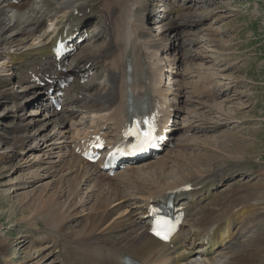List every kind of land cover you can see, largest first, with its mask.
Wrapping results in <instances>:
<instances>
[{
    "label": "rangeland",
    "instance_id": "obj_1",
    "mask_svg": "<svg viewBox=\"0 0 264 264\" xmlns=\"http://www.w3.org/2000/svg\"><path fill=\"white\" fill-rule=\"evenodd\" d=\"M154 2L156 0H151L148 4L150 12L158 9V4ZM185 2L186 0H181L182 5ZM183 9L180 13L187 15L183 19H179L178 14L174 13L159 25L152 21L146 24L147 32L158 42L163 36L170 47L171 44L179 47L177 51L171 47L166 56L160 57L168 66L170 60H179L173 67L175 84H170L171 88L167 84V90L168 93H173H170L171 101L174 97L178 100V112L175 115L180 124L177 125L178 133L173 141V148L183 151L179 162H170L165 168V174L172 176L176 169L184 167L188 161L191 162L204 152L227 170L235 169L236 164L241 167L247 165L245 174L229 178L230 181L220 187V193L235 188L236 192L244 191L243 194H252L254 198L261 197L263 192L264 200V0H198L196 4H190L191 11ZM160 15L162 18V13ZM172 20L179 22V26L166 30L163 26ZM94 21L93 32L101 34L100 39L95 37L92 46H85L84 51L102 55L105 52L102 48L106 46L102 43H108L109 37L99 32L103 22L98 21V17ZM19 38L24 40L25 36ZM1 61L0 57V75L17 78L21 72L14 70L13 73L10 71L11 67L5 69L1 66ZM105 66L106 63H103L98 69L93 68L90 76L81 83H90L88 92L92 96L98 97L105 92L96 83L101 79ZM18 82L12 80L5 90L12 91L20 100L0 104V264H32L29 260L37 253H44L45 248H51L53 253L37 264H67L69 248H64L65 254H62L60 239H65L66 247L73 246L72 231H76L83 222L86 224L85 220L96 207L98 198H102L107 181L97 185L96 180L91 181L87 177L84 179L83 173L78 174L79 181L83 182L70 199L76 207L73 218L66 221L64 230H52L45 225L43 212L37 215L36 220H30L36 216L35 212L42 199L55 201L59 195H63L60 199L63 202L71 194L68 180H73L74 174L68 167L73 159L69 150L63 147L67 145L65 141L79 139L82 134L78 132L92 123V113L89 110L94 107L95 100L93 105L90 99L85 103L64 105L61 111L58 110V117L54 118L49 111L43 110L41 113V109L37 107L40 103H22L25 92H28L25 89L28 84ZM170 82L171 79L168 83ZM211 88L217 92L214 98H205L204 94H200L203 104L199 105V95L196 96V93ZM39 92L43 93L41 90ZM31 120L37 124L31 123L33 127L28 129ZM26 128L28 132L24 133ZM38 129L42 131L40 136L46 134L47 138L34 139L33 136L38 135ZM106 132L111 133L110 129H106ZM24 135L30 137L25 145L20 142V137ZM64 136L66 139H61ZM234 146H237V151ZM177 154L174 153V156ZM231 156H236L237 159ZM217 168L216 164L215 172L218 171ZM220 175L217 172L213 176ZM126 190L132 197V189L126 187ZM134 198L135 196L130 198L131 201L124 202L125 209L128 205L136 208ZM250 201L252 205L254 200ZM119 204V201L113 203L111 210L117 211ZM127 210L130 209L127 207ZM116 211L107 215L108 221L101 230L96 231L95 236H100L107 228L109 233L113 224L115 228L110 234L117 236L116 231L121 228L124 218L118 214L122 210ZM250 212L235 227L238 236L233 242H236V247L264 245V211ZM197 217H194L195 220ZM49 230L54 231L57 236ZM184 230L189 233L188 226ZM256 238L260 240V246L251 242Z\"/></svg>",
    "mask_w": 264,
    "mask_h": 264
},
{
    "label": "bare ground",
    "instance_id": "obj_2",
    "mask_svg": "<svg viewBox=\"0 0 264 264\" xmlns=\"http://www.w3.org/2000/svg\"><path fill=\"white\" fill-rule=\"evenodd\" d=\"M149 2L150 0H22L18 4H14L6 0H0L1 66L3 65L5 69L17 67L25 73L17 77L19 83L23 81H26L27 84L29 83L28 87H25L28 92H25L22 103L24 101H27V103L36 102L39 97L42 98V94L38 93L40 89L38 83H46L45 79L48 75L66 76L64 73H57L48 44L63 28L67 29L72 26V21H75V19L77 22H83L86 19L90 20L87 15L93 14L103 22L102 31L100 32L108 35L109 42L102 43L106 44L102 48L104 49L102 51H105L102 55L91 54L88 52L89 50L84 51L85 46H92V42L89 43L90 45L85 44L80 49L81 53L77 52V71L74 73L77 80L71 83L72 88L67 91L63 98L65 106L72 105L73 102L85 103L89 99L95 100V104L94 101L92 103L94 107L89 110L93 115L92 125H88L84 130L78 132V134H82L79 135V140L92 141L94 136H97L96 134H100L101 131L99 130L101 129L96 130L94 128L96 123L101 128L103 125H107L112 129L110 139L105 133L103 134L109 144H114L119 139V132L129 122L126 105L128 96H130L127 91L129 87L134 89L135 96L140 101L145 99L143 95L148 94L152 90L158 107L159 104H164L160 109L162 113L167 109H169L170 115L177 113L178 108L176 105L178 100L175 97L172 101L168 98L165 90L161 89L163 81L159 77V73L164 74L165 72L162 61L159 60L160 53L169 48L168 46L170 45L167 44L166 40L164 41L165 37L162 36V39L158 42L146 30V24L151 20L149 15L146 14ZM197 2L196 0H186V4L182 7L171 5L165 8L164 12L166 14L175 12L178 14L179 19H183L187 15L180 13L182 9L184 8L183 11H186L190 9V4H196ZM150 16L153 17L152 15ZM175 25L179 26V22L172 20L163 27L167 30ZM163 27L161 29L162 32ZM83 34L80 32V35L83 36ZM100 35L95 34L94 38L98 37L100 39ZM23 36H25V39L20 40L19 37L22 38ZM171 47L175 51L179 49L175 44H171ZM86 49L89 48L87 47ZM83 51L84 54L80 55ZM173 61L176 62V59H173ZM103 63H106L104 73L96 83L100 84L105 92L103 95L100 94L95 97L88 92L91 87L90 83L81 84V80H83L82 74L84 75L92 68L98 69ZM128 66L132 68L129 76L134 74L136 81L127 84ZM12 68L10 69L11 72H13ZM12 80L11 75H0V104L20 100L15 94L13 95L12 91L5 90L12 83ZM96 83L94 82L93 85ZM176 84L179 86L177 81ZM50 85L46 83L45 88H53ZM216 93V90L212 88L196 93V96L199 95L197 97L199 105L203 104L200 101V94H204L205 98H214ZM157 96L160 99H164L165 102L160 101ZM46 107V105L38 106L41 109V113L47 109ZM89 108H91V105ZM55 111L50 113L54 118L60 114ZM29 123L28 129L30 126L33 127V124H37L33 123V120L29 121ZM27 132L26 128L24 133ZM36 132L38 135L33 136L34 139L42 138L41 140H44L48 136L45 134L41 137L42 131L40 132V129L36 130ZM29 138L28 135H24L20 137V142L25 145L26 140ZM61 139H66V137L64 136ZM79 140L74 138L71 143L66 141L67 145L70 143L68 148L73 159V163H71L73 166L69 163L71 166L69 165L68 167L74 174L73 180H68L71 194L63 202L60 201L63 195H59L55 201L42 199L35 212L36 216L30 220L31 222L36 220L37 215L43 212L45 213L43 217L44 222H46L45 225L52 228V230H64L66 221L69 218H73L74 215L72 214L75 212L73 210L76 207L70 199L83 182L79 181L78 174L83 173V178L87 177L91 181L96 180L97 185L107 181V186L102 191V198H98L97 208H93L90 217L85 220L86 224L83 222L76 231H72L73 246L66 247L67 242L64 241L65 239H60L62 254H65L64 248H69L67 250V253L69 252L66 258L67 264H124L125 256L135 257L146 264H264V245L260 246V240L257 238L251 240V242L257 243L260 247L251 245L248 247L238 245L236 247V242H233L234 245L231 243V245L221 249L218 253L201 258L191 255L197 253L200 239L204 241L205 237L210 234L214 233V235H217L219 231H228L229 227L238 222L240 216L243 220L247 216V212L250 214L251 210L264 211L263 192L260 195L261 197L255 196L254 198L251 196L252 194L248 193L250 196L243 194L244 191L236 192L235 188L224 193H220L219 189L214 192V186L217 183H224L236 174L244 175L247 165L245 167L242 165L241 167V165L236 164L234 166L235 169L227 170L220 162L210 158V154L203 152L191 162L188 161L183 165L184 167L176 169L171 176L170 174H165V168L169 166L170 162H179V158L183 155V151L173 149V151L170 150L158 161H149L150 163L148 164L145 162L139 166L119 171V173L117 172L116 175L110 177L106 173L100 174L101 165L84 163L82 158L76 153L75 144H78ZM187 145L181 146L186 148ZM234 147L235 150L237 146ZM176 152L178 154L174 156ZM236 153L238 154V152ZM171 156L173 157L169 158ZM231 158L237 159L236 156H231ZM216 164L218 165L217 172L221 173L217 177L213 176L217 174L215 172ZM126 187L132 189V195L135 196L133 203L136 205L135 209L132 205L127 206L130 210H127V207L125 209L124 202L126 200L131 201L130 198L133 197H130L129 193L126 192ZM187 189L190 190L187 192ZM173 192H177L180 195L190 192L192 196L200 195L201 198H207L205 206L190 215V220L181 231L180 235L186 240L185 244L187 245V251L183 252H178L177 248H172L155 240L148 233V228L145 227L143 222L148 203ZM250 199L254 200L252 205L250 204ZM118 201L120 204L117 207V211H115L122 210L118 214L120 215L119 217L124 218V221L121 222V228L116 231L117 236L110 234L111 230L115 228V224L111 225L110 228L112 229L109 228V233L107 228L100 236H95L96 231L101 230L104 223L108 221L106 220L107 215L115 212L111 210V205ZM69 203L70 206L68 207ZM207 206L210 207L207 208ZM249 207L251 208L250 210L247 209ZM194 217H197V220ZM191 221L194 222L191 223ZM187 226L189 227V233L184 230ZM49 231L56 235L54 231ZM247 233H245V237ZM52 253L51 248H45L44 253H37L29 261L33 262L32 264L40 263Z\"/></svg>",
    "mask_w": 264,
    "mask_h": 264
},
{
    "label": "snow or ice",
    "instance_id": "obj_3",
    "mask_svg": "<svg viewBox=\"0 0 264 264\" xmlns=\"http://www.w3.org/2000/svg\"><path fill=\"white\" fill-rule=\"evenodd\" d=\"M154 131V128L152 127H149V130L145 133H143L142 135L139 133V131H130L129 134H132V135H136L137 136V139L139 140V144L138 145H135L134 147L137 149V150H142L144 146H146L152 139H153V133ZM159 235V233H157ZM164 239H166L167 237H162Z\"/></svg>",
    "mask_w": 264,
    "mask_h": 264
}]
</instances>
